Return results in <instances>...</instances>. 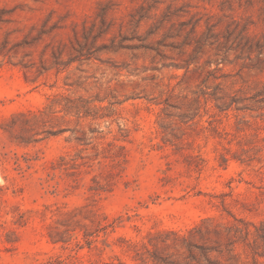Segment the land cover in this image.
<instances>
[{
  "label": "rangeland",
  "instance_id": "rangeland-1",
  "mask_svg": "<svg viewBox=\"0 0 264 264\" xmlns=\"http://www.w3.org/2000/svg\"><path fill=\"white\" fill-rule=\"evenodd\" d=\"M0 264H264V0H0Z\"/></svg>",
  "mask_w": 264,
  "mask_h": 264
}]
</instances>
